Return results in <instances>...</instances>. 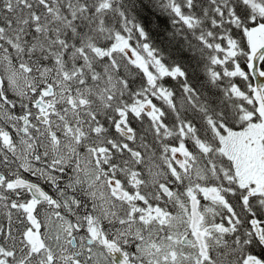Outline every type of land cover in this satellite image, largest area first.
I'll use <instances>...</instances> for the list:
<instances>
[{"label":"snow or ice","instance_id":"1","mask_svg":"<svg viewBox=\"0 0 264 264\" xmlns=\"http://www.w3.org/2000/svg\"><path fill=\"white\" fill-rule=\"evenodd\" d=\"M0 264H264V0H0Z\"/></svg>","mask_w":264,"mask_h":264}]
</instances>
